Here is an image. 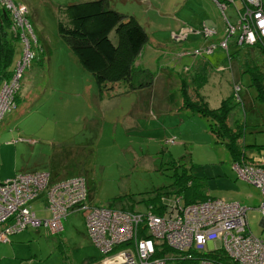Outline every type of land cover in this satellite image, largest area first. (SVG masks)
I'll list each match as a JSON object with an SVG mask.
<instances>
[{"label": "rangeland", "instance_id": "rangeland-1", "mask_svg": "<svg viewBox=\"0 0 264 264\" xmlns=\"http://www.w3.org/2000/svg\"><path fill=\"white\" fill-rule=\"evenodd\" d=\"M11 1L25 8L35 56L22 68L16 106L0 121V180L33 169L48 171L50 180L82 174L89 203L144 212V198L158 188L173 187V174L185 165L203 177L205 198L238 200L247 206L246 231L250 228L264 239L261 189L234 169L241 158L246 165H260L254 161L259 156L247 155L255 145H264V103L254 99L249 73L241 69L248 50L262 66L257 52L264 40L247 45L228 36L223 11L214 0H107L110 7L134 17L147 40L135 57L132 79L99 88L58 31L60 6L81 0ZM225 15L237 20L232 4ZM206 27L214 33L206 35ZM109 36L118 41L114 30ZM226 37L224 47L220 43ZM18 38L12 65L24 54ZM33 40H38L36 45ZM207 46L215 47L207 51ZM201 56L209 58L208 77L198 86L193 77L197 68L203 71ZM151 76V83L137 85ZM183 85L192 99L197 90L211 107L233 94L227 123L232 131L242 129V136L234 139L241 146L238 154L227 149L226 132L215 135L209 117L183 104ZM173 195L183 201L178 193L165 194ZM45 201L39 196L31 203L38 214L49 217L41 208ZM88 208L70 211L62 219L63 229L29 226L11 234L8 241H0V264H101L103 251L88 234ZM173 260L165 264H183Z\"/></svg>", "mask_w": 264, "mask_h": 264}, {"label": "built area", "instance_id": "built-area-1", "mask_svg": "<svg viewBox=\"0 0 264 264\" xmlns=\"http://www.w3.org/2000/svg\"><path fill=\"white\" fill-rule=\"evenodd\" d=\"M214 1L223 11L227 35L234 36L237 43L250 45L264 38V0ZM2 2L23 40L24 54L15 63L11 76L0 82V121L16 106L22 68L34 56L25 8L11 0ZM229 3L237 14L235 22L225 15ZM204 30L206 35L214 33L213 28ZM227 42L226 37L220 45L226 47ZM243 159L234 162V169L238 176L246 178L243 180L261 189L258 208L264 226V156L254 160L260 163L258 166L246 165ZM84 180L82 174L50 180L46 170L19 171L0 180V241H8L11 234L29 226H45L49 231L63 229L62 219L70 211L89 206L85 221L89 236L103 251L101 264H165L177 257L197 258L199 264H264V239L249 226L246 231L247 206L238 200L208 197L183 203L173 195L163 213L150 207L142 212L90 204ZM39 196L46 200L43 209L49 210V217L38 214L31 204ZM166 247L176 252H168Z\"/></svg>", "mask_w": 264, "mask_h": 264}, {"label": "trees", "instance_id": "trees-1", "mask_svg": "<svg viewBox=\"0 0 264 264\" xmlns=\"http://www.w3.org/2000/svg\"><path fill=\"white\" fill-rule=\"evenodd\" d=\"M60 10L62 15L58 20V31L67 39L80 63L93 73L99 88L105 87L107 83L121 80L130 81L132 79L135 57L147 40L144 28L139 25L134 17L110 7L107 0L72 1L64 6H60ZM16 29V27L13 28L10 10L0 0V82L9 78L15 67V64L12 65V62L17 51L18 37H20ZM111 30H114L118 41L113 42L110 38L109 33ZM263 40L264 38L257 40L254 45L259 44ZM33 41L36 45L38 40ZM32 46L33 44H31V49L35 56V50ZM249 51L253 50L247 51V56L243 60L244 64L241 73H249L250 85L255 90L254 99H258L264 103V55L262 54L264 47L261 48L260 52L255 51L262 57L261 67L256 62V59L250 56ZM201 67L203 71L197 68L196 76H198V79L196 76L193 77V79H196L195 84L198 86L202 85L208 77L206 74L208 61L204 60ZM151 81L152 76L150 80L145 82L141 79L137 85L149 84ZM180 90L183 104L195 112L209 117L211 119L210 122H212V124L209 123V126L211 124L210 130L212 129L211 131L215 135L220 136L219 130L222 132L221 135L226 132V137L222 138L228 144L227 149L232 155L238 154L241 146L236 145L234 139L242 136V129L241 133L240 131H232L227 123L229 112L235 105L233 94L230 93L222 98L217 107H211L197 90L195 92L196 99L191 98L184 85L180 87ZM236 95L240 98L238 92ZM263 146V144L255 145V150H251L247 156H264V153H262ZM175 173L170 184H173V187L165 186L162 189L158 188L156 192L144 198L148 208L150 207L153 211L157 212L166 209V206L170 204L168 198L171 196H165V194H170V192L180 194V197L183 199L181 202L195 201L207 196L203 187V177L195 176L185 165L181 171L177 170ZM86 188L88 199L89 189L87 181ZM127 207L131 208L130 206ZM46 211L49 213V210ZM165 250L171 253L174 251L168 247ZM211 255L214 256L216 254ZM173 261L182 262L183 264H199L198 259L195 261L189 258H181L174 259Z\"/></svg>", "mask_w": 264, "mask_h": 264}, {"label": "crops", "instance_id": "crops-1", "mask_svg": "<svg viewBox=\"0 0 264 264\" xmlns=\"http://www.w3.org/2000/svg\"><path fill=\"white\" fill-rule=\"evenodd\" d=\"M143 46H144V45H143ZM143 46H142V48H143ZM142 48H141V49H142ZM201 57H202V58H201ZM201 57H200V60L202 59V60L208 61V59H209V58H206L205 56H201ZM137 63H140V62L137 61ZM134 64H135V63H134ZM143 66H145V65H143ZM145 69L149 70V67L145 66ZM154 79H155V78H154ZM220 99H221V98H220ZM33 170H36V169H33ZM17 172H19V171H17ZM72 175H73V174H72ZM74 175H75V174H74ZM68 176H71V175H68ZM43 206H44V205H43ZM41 208H44V207H41ZM263 228H264V226H263ZM212 243H213V242H210V243H209V246L212 245ZM96 264H100V263L97 262Z\"/></svg>", "mask_w": 264, "mask_h": 264}, {"label": "water", "instance_id": "water-1", "mask_svg": "<svg viewBox=\"0 0 264 264\" xmlns=\"http://www.w3.org/2000/svg\"><path fill=\"white\" fill-rule=\"evenodd\" d=\"M262 220H263V218H262Z\"/></svg>", "mask_w": 264, "mask_h": 264}]
</instances>
